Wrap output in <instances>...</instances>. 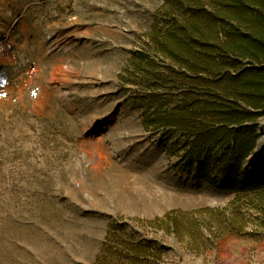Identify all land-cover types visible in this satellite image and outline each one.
Segmentation results:
<instances>
[{"label": "rangeland", "instance_id": "rangeland-1", "mask_svg": "<svg viewBox=\"0 0 264 264\" xmlns=\"http://www.w3.org/2000/svg\"><path fill=\"white\" fill-rule=\"evenodd\" d=\"M163 3L0 0V92L17 98L0 100V264H95L111 228L109 256L135 244L159 251L161 264H264L256 206L242 231L217 235L200 256L154 224L173 211L244 216L254 200L221 188L232 168L208 171L214 186L176 133L148 128L160 108L144 102L151 87L132 60ZM69 24L75 36L64 41ZM32 85L41 88L36 100ZM260 133L243 170L264 166V118ZM123 195L147 208L120 207Z\"/></svg>", "mask_w": 264, "mask_h": 264}, {"label": "trees", "instance_id": "trees-1", "mask_svg": "<svg viewBox=\"0 0 264 264\" xmlns=\"http://www.w3.org/2000/svg\"><path fill=\"white\" fill-rule=\"evenodd\" d=\"M154 21L148 43L132 60L151 87L144 102L160 108L148 128L176 133L186 160L214 186L207 172L232 168L221 188L254 197L248 212L256 206L264 232V166L243 170L258 148L264 118V0H164ZM247 216L251 221L254 214L243 216L238 208L173 211L154 224L200 256L217 235L242 231ZM113 230L95 264H161L159 251L143 245L106 255ZM249 251L255 260L257 250Z\"/></svg>", "mask_w": 264, "mask_h": 264}, {"label": "bare ground", "instance_id": "bare-ground-1", "mask_svg": "<svg viewBox=\"0 0 264 264\" xmlns=\"http://www.w3.org/2000/svg\"><path fill=\"white\" fill-rule=\"evenodd\" d=\"M70 28L68 30V32L62 37V40L64 41H69L71 39H73V37L75 36V27L74 24H69L68 25ZM150 175L149 173H146L145 176L142 175V177H140V182L144 185V188H150L152 186L151 183V179H150ZM120 207L122 208H127V207H131V208H137V207H141L142 209H146L147 208V202H139L136 199L134 201L132 200H128L127 197L125 195H123L120 200L119 203Z\"/></svg>", "mask_w": 264, "mask_h": 264}, {"label": "built area", "instance_id": "built-area-1", "mask_svg": "<svg viewBox=\"0 0 264 264\" xmlns=\"http://www.w3.org/2000/svg\"><path fill=\"white\" fill-rule=\"evenodd\" d=\"M29 72H30V76L33 77L34 75L37 74V67L32 66L30 68ZM28 92H29V98L32 100H36L41 95V88L36 86V85L35 86L32 85L29 88ZM0 100H9V101H12L14 103L17 102V98L13 97V95H9L8 92H0Z\"/></svg>", "mask_w": 264, "mask_h": 264}]
</instances>
